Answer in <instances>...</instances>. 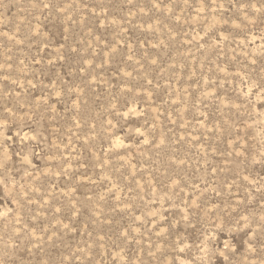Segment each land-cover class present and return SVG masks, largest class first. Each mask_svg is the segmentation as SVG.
Instances as JSON below:
<instances>
[{
  "label": "rangeland",
  "instance_id": "374dc122",
  "mask_svg": "<svg viewBox=\"0 0 264 264\" xmlns=\"http://www.w3.org/2000/svg\"><path fill=\"white\" fill-rule=\"evenodd\" d=\"M0 264H264V0H0Z\"/></svg>",
  "mask_w": 264,
  "mask_h": 264
}]
</instances>
